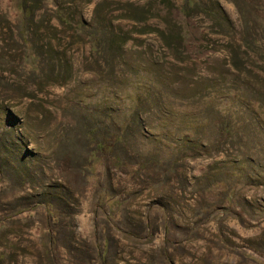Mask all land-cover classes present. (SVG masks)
<instances>
[{"label":"rangeland","instance_id":"374dc122","mask_svg":"<svg viewBox=\"0 0 264 264\" xmlns=\"http://www.w3.org/2000/svg\"><path fill=\"white\" fill-rule=\"evenodd\" d=\"M262 38L264 0H0V264H264Z\"/></svg>","mask_w":264,"mask_h":264},{"label":"trees","instance_id":"16d2710c","mask_svg":"<svg viewBox=\"0 0 264 264\" xmlns=\"http://www.w3.org/2000/svg\"><path fill=\"white\" fill-rule=\"evenodd\" d=\"M253 44L255 45V47L259 51H263L264 52V38H262L261 40H259V39H256V40L253 39ZM260 123L262 124V128L264 129V124L262 122H260ZM230 127H232V126H227V128L224 130L229 139L232 138V132H231V128ZM108 142L107 141H104V142H102V143L99 144V149H100V152L101 153H104L105 154V153H108L111 149H113V146L112 145H109ZM196 144L198 145V142ZM119 159H121V158L118 156V162L117 163L120 164L121 162H120ZM108 248H109V245L108 244H105L104 245V248H103V252H104L103 255L105 254V252L107 251ZM255 264H256V262H255Z\"/></svg>","mask_w":264,"mask_h":264}]
</instances>
